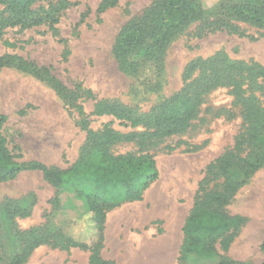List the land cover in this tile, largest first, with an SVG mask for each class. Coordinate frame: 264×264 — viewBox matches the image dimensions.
<instances>
[{"label":"rangeland","instance_id":"374dc122","mask_svg":"<svg viewBox=\"0 0 264 264\" xmlns=\"http://www.w3.org/2000/svg\"><path fill=\"white\" fill-rule=\"evenodd\" d=\"M70 1L73 5L62 12L56 25L57 36L46 25L25 30L17 26L4 29L0 39V56L18 55L49 67L51 75L76 92V100L72 102L45 79L16 67L0 69V113L7 116L3 132L9 149L21 162H42L60 169L75 164L87 139V132L78 124V108L82 106L90 115L95 104L94 99L82 95L83 91L146 113L183 88L184 71L198 58L225 52L233 60L253 61L264 67V27L231 19L222 10L228 3L259 0H201L207 9L205 16L169 45L156 85H147L141 74L121 70L114 55L120 31L155 0H116L104 12L98 11L101 0ZM83 14L86 15L81 20ZM226 22L236 26L237 31L230 30ZM231 108L228 89L217 88L206 97L197 119L182 133L163 138L141 136L137 142L111 146L110 151L116 155H152L159 177L144 191L141 201L106 208L105 242L101 250L105 259L118 264H180L183 226L194 206L206 166L234 144L242 127L238 112L234 117L218 114L221 109ZM89 119L90 128L97 131L113 118L90 115ZM111 127L125 134L145 132L142 126L126 128L119 121H114ZM231 175L239 177L234 172ZM218 182L219 179L211 185ZM55 192L40 171H24L12 181L0 182V264H9L22 251L24 242L20 233L34 227H40V232L67 227L77 239H91V225L84 221L87 201L71 185L58 188V203L52 200ZM11 201L31 203L30 216L8 222L5 208ZM223 210L245 217L246 222L230 249L221 254L235 264H261L264 166ZM89 258L87 250H63L44 244L24 264H88ZM221 259L202 260L195 256L192 264H219Z\"/></svg>","mask_w":264,"mask_h":264},{"label":"trees","instance_id":"16d2710c","mask_svg":"<svg viewBox=\"0 0 264 264\" xmlns=\"http://www.w3.org/2000/svg\"><path fill=\"white\" fill-rule=\"evenodd\" d=\"M115 4L116 0H101L98 11L104 12ZM0 5L3 6L0 10L1 39L4 29L17 26L25 30L46 25L57 36L56 25L62 12L73 3L70 0H0ZM222 10L231 19L264 27V0L228 3L222 6ZM206 11L201 0H155L120 31L114 45L120 69L133 75L141 74L147 85L158 84L169 45L193 22L201 20ZM226 24L230 30L237 31L236 26ZM4 67H16L45 79L69 101L76 100V92L51 75L49 67L10 54L0 56V69ZM221 87L227 88L232 96V108L221 109L218 114L234 117L238 112L242 127L234 144L206 166L194 206L183 226L179 262L192 264V258L198 256L202 260L221 257L219 264H235L233 260L225 259L221 252L230 249L246 218L230 215L223 208L264 166V67L253 61L233 60L225 52L189 63L184 71L183 88L146 113L119 102L98 99L89 90L83 91L82 95L95 100L90 115L111 116L113 119L94 131L90 128V115L79 106L78 124L87 132V139L80 157L67 169L17 160L3 132L7 116L0 113V182L12 181L24 171H40L56 189L52 199L55 203H58V188L71 185L87 201L84 221L87 226L91 225L89 241L77 239L67 227L45 232L34 227L21 232L24 246L9 264H24L32 252L44 244L63 250H87L90 252L88 264H118L101 254L105 242L106 208L122 202L141 201L144 191L158 179L159 171L152 155H116L110 151L111 146L120 142H137L141 136L163 138L182 133L197 119L206 97ZM114 121L126 128L142 126L145 132L122 133L111 127ZM231 172L239 177L234 178ZM218 179L220 182L211 185ZM30 214L31 203L11 201L6 204L8 222L14 223L16 217ZM260 249L264 256V240ZM261 264H264V257Z\"/></svg>","mask_w":264,"mask_h":264},{"label":"bare ground","instance_id":"6f19581e","mask_svg":"<svg viewBox=\"0 0 264 264\" xmlns=\"http://www.w3.org/2000/svg\"><path fill=\"white\" fill-rule=\"evenodd\" d=\"M9 88H10V87H9ZM12 89H13V88H12ZM7 92H8V90H7ZM10 92H11V90H10ZM16 92H17V91H16ZM18 92H19V91H18ZM14 93H15V92H14ZM5 95H6V94H5ZM7 96H8V95H7ZM4 97H5V96H4ZM4 97H3V98H4ZM0 98H1V97H0ZM1 99H2V98H1Z\"/></svg>","mask_w":264,"mask_h":264}]
</instances>
